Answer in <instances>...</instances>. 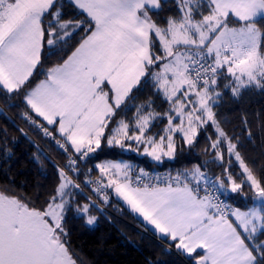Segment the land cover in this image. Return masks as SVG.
<instances>
[{
	"label": "snow or ice",
	"instance_id": "1",
	"mask_svg": "<svg viewBox=\"0 0 264 264\" xmlns=\"http://www.w3.org/2000/svg\"><path fill=\"white\" fill-rule=\"evenodd\" d=\"M251 92L264 95V0H0V100L66 157L31 140L55 182L33 197L0 183V264H86L69 220L109 219L113 198L164 255L264 264V110L231 130L221 111L226 94ZM257 139L252 155L245 140ZM8 143L0 129L10 158ZM102 144L158 164L196 159L161 178L100 159Z\"/></svg>",
	"mask_w": 264,
	"mask_h": 264
},
{
	"label": "trees",
	"instance_id": "2",
	"mask_svg": "<svg viewBox=\"0 0 264 264\" xmlns=\"http://www.w3.org/2000/svg\"><path fill=\"white\" fill-rule=\"evenodd\" d=\"M0 108H4L7 112V119L0 115V129L7 128L9 135L7 147L12 152L10 158L6 157L3 146L0 145V183L12 180L14 181L13 188L20 195L33 197L38 191L45 190L44 186H51L55 182V176L52 164L47 159L41 156V163L34 160L33 157L37 153V149L30 141L34 140L52 160L60 165L66 163V157L54 144L47 141L43 135L20 118L21 109H8L2 100H0ZM261 110H264V95L259 92L245 93L238 101L226 94L221 109L225 117L232 121L225 125L229 130L234 125H238L242 111ZM18 127L24 128L28 133V138L16 130ZM255 131L253 128L254 133ZM13 137L15 142H12L11 138ZM245 144L246 150L250 154L255 155L259 151V139L255 141V145L246 140ZM98 155L102 160H126L152 171L165 169L175 171L182 166H190L189 161L196 159L194 155L191 157L185 155L176 161L165 160L158 164L147 157L136 155L130 151L122 153L118 148H108L103 144ZM210 169L213 173L219 171L215 165H211ZM38 186L40 187L38 188ZM112 203L113 206L109 207L105 213L109 219L102 216L99 223L94 226H86L80 219L69 220L72 247L86 264H147L149 259L153 261L159 259L163 264H188L186 258L182 259L174 254L164 255L159 242L152 233L145 232L143 225L133 214L117 203L115 198ZM234 203L242 208L247 207V202L239 197L235 199ZM117 208H124V211L121 213L116 210Z\"/></svg>",
	"mask_w": 264,
	"mask_h": 264
},
{
	"label": "built area",
	"instance_id": "3",
	"mask_svg": "<svg viewBox=\"0 0 264 264\" xmlns=\"http://www.w3.org/2000/svg\"><path fill=\"white\" fill-rule=\"evenodd\" d=\"M41 134V133H39ZM42 135V134H41ZM47 141L51 142L52 144H54L50 139H47L45 138ZM55 145V144H54ZM56 146V145H55ZM57 149H59L57 146H56ZM60 150V149H59ZM137 165L138 167H141L140 165L138 164H135ZM147 170V169H146ZM149 172L152 173L153 176H160L161 178L164 177L167 173L169 172H172L173 174L175 173V171L171 170V169H165V170H155V171H152V170H147Z\"/></svg>",
	"mask_w": 264,
	"mask_h": 264
},
{
	"label": "rangeland",
	"instance_id": "4",
	"mask_svg": "<svg viewBox=\"0 0 264 264\" xmlns=\"http://www.w3.org/2000/svg\"><path fill=\"white\" fill-rule=\"evenodd\" d=\"M167 160V159H166ZM126 161V160H125ZM129 162V161H128ZM116 200V199H115ZM117 202V201H116ZM121 204V203H120ZM122 205V204H121ZM125 209H126V207L124 206V205H122ZM127 210V209H126ZM152 233V232H151Z\"/></svg>",
	"mask_w": 264,
	"mask_h": 264
},
{
	"label": "crops",
	"instance_id": "5",
	"mask_svg": "<svg viewBox=\"0 0 264 264\" xmlns=\"http://www.w3.org/2000/svg\"><path fill=\"white\" fill-rule=\"evenodd\" d=\"M137 219V218H136ZM139 221V219H137ZM140 222V221H139ZM150 231V230H149ZM151 232V231H150Z\"/></svg>",
	"mask_w": 264,
	"mask_h": 264
}]
</instances>
